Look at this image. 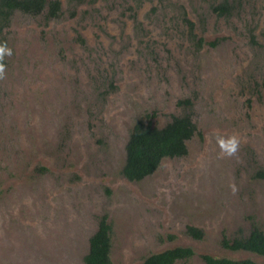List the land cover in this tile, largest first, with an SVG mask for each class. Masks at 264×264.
<instances>
[{
	"label": "rangeland",
	"instance_id": "1",
	"mask_svg": "<svg viewBox=\"0 0 264 264\" xmlns=\"http://www.w3.org/2000/svg\"><path fill=\"white\" fill-rule=\"evenodd\" d=\"M221 4L225 15L214 12ZM61 7L51 20L16 12L5 30L0 264H83L105 217L113 264L177 247L193 249L186 264L203 255L264 264L221 244L264 231V0ZM185 114L197 128L188 154L125 179L136 122L162 128ZM232 135L239 150L221 158L216 137Z\"/></svg>",
	"mask_w": 264,
	"mask_h": 264
},
{
	"label": "trees",
	"instance_id": "2",
	"mask_svg": "<svg viewBox=\"0 0 264 264\" xmlns=\"http://www.w3.org/2000/svg\"><path fill=\"white\" fill-rule=\"evenodd\" d=\"M76 3L84 0H72ZM94 1V0H91ZM165 1V0H162ZM228 6L221 4L214 12L225 15ZM21 12L29 16H38L46 12L48 19H57L62 15L61 0H0V42H7L5 30L9 27L12 16ZM192 28L193 24L187 22ZM5 63V62H4ZM189 101L179 102L189 105ZM197 128L191 115L173 117L172 121L162 128L152 127L144 121H138L133 126L126 145V159L122 175L129 182H140L154 174L164 159L182 158L188 154L187 143L194 137ZM187 234L195 240H201L204 232L193 226L187 227ZM112 226L107 218H101L98 230L89 240V251L83 264H113L111 258ZM225 249L257 254L264 257V231L253 225L247 236H237L232 239L223 237L221 242ZM195 256L193 249L177 247L160 253L152 254L141 264H177L189 262ZM205 264H256L253 261H235L203 255Z\"/></svg>",
	"mask_w": 264,
	"mask_h": 264
},
{
	"label": "clouds",
	"instance_id": "3",
	"mask_svg": "<svg viewBox=\"0 0 264 264\" xmlns=\"http://www.w3.org/2000/svg\"><path fill=\"white\" fill-rule=\"evenodd\" d=\"M13 54V50L8 46L7 42H0V79L6 78V65L4 63V59L6 56H11ZM216 143L220 149V157H232L235 156L239 150V138L235 135L224 137L217 136ZM233 192L237 189L235 185H231Z\"/></svg>",
	"mask_w": 264,
	"mask_h": 264
},
{
	"label": "flooded vegetation",
	"instance_id": "4",
	"mask_svg": "<svg viewBox=\"0 0 264 264\" xmlns=\"http://www.w3.org/2000/svg\"><path fill=\"white\" fill-rule=\"evenodd\" d=\"M100 221H101V219H100ZM100 223V222H99ZM98 227H99V225H98ZM98 230V229H97ZM89 251V250H88Z\"/></svg>",
	"mask_w": 264,
	"mask_h": 264
}]
</instances>
